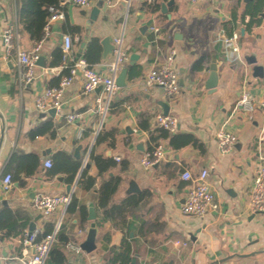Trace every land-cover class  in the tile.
<instances>
[{
  "label": "crops",
  "instance_id": "crops-1",
  "mask_svg": "<svg viewBox=\"0 0 264 264\" xmlns=\"http://www.w3.org/2000/svg\"><path fill=\"white\" fill-rule=\"evenodd\" d=\"M16 1L0 0V113L5 128L0 148V264H27L34 248L24 243L25 236L33 231L42 233L47 225L59 221V229L67 238L61 241L57 235L55 244L62 247L65 264H109L119 253L128 264H264V212H253L249 206L256 171L264 164V140H259L264 130V112L259 105L264 94V74L259 77L254 73L258 65L264 71V0L257 10L258 23L251 28L246 25L250 20L248 10L257 9L254 7L258 0H174L167 12L162 11L161 4L169 0H158L157 7L156 2L148 0H131L129 6L124 1L107 0V9L99 12L89 36L100 44L103 37H109L112 44L122 39L127 55L122 67L130 63L133 53L138 55L128 73L127 85L117 90L104 112L99 100L105 96L102 87L85 93L81 70L77 69L72 84L65 89L62 108L55 114L38 111L33 103L38 93L57 86L70 74L66 72L71 64L84 60L86 48L83 52L79 49L86 36L85 22L100 0H90L84 8L73 6L71 11L68 7L65 18L51 25L41 52L46 57V67L37 66L33 81L23 88L18 82L17 57H3L1 40L5 26L17 22L20 48L31 51L36 43L19 23ZM226 21L235 23L232 34L239 35V58L235 60L226 58L223 44L214 35L220 29L228 33ZM75 26L79 33L73 34ZM64 35L73 38L72 46L64 53L62 64L50 66L54 49H63ZM101 47L103 55L102 44ZM172 51L181 91L171 98L160 87L147 86L145 78ZM213 55L217 57L219 80L217 89L211 92L205 83ZM248 57L256 58V62L249 63ZM114 59L113 50L92 68L108 75ZM199 61L201 67L197 69ZM244 91L257 102L252 112L240 107ZM159 101L166 102L169 114L178 118L175 133L192 134L198 145L174 148L170 137H160L157 143L165 146V158L146 169L139 161L145 151L155 146L151 140L152 135H158L155 115L164 113ZM72 113L77 117L69 121L67 115ZM147 119L149 127H140L139 121ZM1 126L0 118V130ZM222 126L237 137L235 148L226 154L221 153L216 139ZM34 130L38 134L33 135ZM111 130H115L114 144L110 139L96 142L99 133L105 135ZM79 146L81 157L76 158L74 151ZM91 151L111 159L113 164L100 171L90 159ZM15 152L36 154L41 158L40 165L22 181L13 178L5 189L3 178L14 173L6 169ZM59 152L81 163L72 180L66 172L51 173V167L45 165L51 159L56 167H64L63 157L53 159ZM86 163L89 166L83 168ZM204 168L210 171L209 183L218 207L203 217L184 214L182 205L191 183L181 174L188 169L197 175ZM84 169L94 179L90 188L79 182ZM113 177L121 178L113 203L129 195H143L142 202L126 213L120 225L104 220L97 210L100 187ZM132 180L139 185V194L128 193ZM39 192L71 193L77 198L78 210L69 214L67 207H60L45 216L33 204ZM90 205L97 215V246L89 253L70 250L65 246L68 240L81 245L86 239L91 224ZM127 239L131 245L128 256L123 246ZM176 241H188V245H177Z\"/></svg>",
  "mask_w": 264,
  "mask_h": 264
},
{
  "label": "built area",
  "instance_id": "built-area-1",
  "mask_svg": "<svg viewBox=\"0 0 264 264\" xmlns=\"http://www.w3.org/2000/svg\"><path fill=\"white\" fill-rule=\"evenodd\" d=\"M124 1L127 6L130 5L131 0H116ZM154 3L158 0H148ZM207 0H191L192 3L204 2ZM90 4V0H60L58 4L52 5L49 8L50 16L44 27L43 37L36 41L31 51H25L20 48L19 45V25L17 22L8 23L3 29L2 33V49L3 57L9 59L13 54L17 57L18 62V82L20 86L33 81L37 68V61L41 56L42 45L45 39L50 34L51 25L60 19H64L66 16V10L69 6L87 7ZM158 30V28L156 29ZM218 42H221L224 47V53L227 59L235 60L239 58V47L237 44L238 33L228 34L224 29H220L214 32ZM64 53H68L72 46L73 38L70 35L63 36ZM115 59L110 65V73L104 75L97 72L90 67L84 60L77 62L71 69L70 74L64 76L60 83L54 87H47L43 91L37 94L34 105L38 111L45 112L46 110L56 109L60 111L63 104V96L65 89H67L73 82L76 70H81L83 78V91L85 93L93 92L97 87H102L104 91V98H99L103 105H101L102 111L106 112L113 95L119 89L116 83V77L122 67V64L126 61L127 55L123 47V40L117 39L114 44ZM175 51H172L165 61L158 63L155 67L150 69L145 78L147 86H157L162 89L167 97H176L181 91L180 78L178 70L174 63ZM240 107L246 112H252L257 107V102L252 98L248 91H244L239 101ZM259 105L264 112V94L261 96ZM77 117V114L67 115L69 121H73ZM155 123L158 128L166 129L169 132H176L179 125V120L176 116L164 113H156ZM217 143L221 153L231 152L237 143V137L234 133L227 130L222 126L216 134ZM259 140H264V130L259 135ZM166 149L161 143L155 144L153 148L145 151L141 157V165L144 168H151L158 164L165 158ZM47 167L52 166L51 159H47L45 162ZM182 179L189 181L191 186L188 190L185 201L182 205V212L184 214L196 217H203L207 209H215L218 205L215 202V195L210 187V171L207 168L202 169L197 175H193L190 170L185 169L181 174ZM13 181L11 173H7L3 178V185L5 189H8ZM72 199L71 193L52 194L39 192L33 199L34 206L45 216L52 214L60 207L66 208ZM250 209L253 212H264V164L260 165L256 171L254 184L249 200ZM60 221L55 225L52 232L47 234L41 240H37V232H29L25 238L24 243L26 245L33 246L34 253L29 259L27 264H45L49 252L55 242L57 241V233L59 230ZM177 245L187 246L188 241H176ZM66 248L79 252L82 251L80 244L68 240L65 244Z\"/></svg>",
  "mask_w": 264,
  "mask_h": 264
},
{
  "label": "trees",
  "instance_id": "trees-1",
  "mask_svg": "<svg viewBox=\"0 0 264 264\" xmlns=\"http://www.w3.org/2000/svg\"><path fill=\"white\" fill-rule=\"evenodd\" d=\"M60 0H17V8H18V16H19V23L22 26V29L25 30L29 36L38 41L40 40L44 35V27L47 22L48 17L50 16L49 8L52 5H56L59 3ZM261 4H263V0H258L256 6L254 8L257 9H251L248 10V14H250V20L246 23L247 28H251L253 24L258 23V20L256 19L257 10L261 8ZM157 7V1L156 4H154V7ZM230 24L231 26H229ZM224 26L227 29V32L232 34V31L235 27V23H229L224 22ZM79 33V29L77 26L74 27L73 34ZM51 61L50 66H55L63 63L64 58V52L63 49L58 46L54 49V51L51 54ZM85 62L92 67L94 64L99 63L102 58V47L100 42L97 39H92L83 54ZM74 67V64H71L69 68L67 69V74L70 73L71 69ZM201 67V61H199L196 65V68ZM140 127L148 128V119L147 120H140L139 121ZM50 127V126H49ZM158 135L151 136L152 142L157 144L158 139L160 137L167 138L170 137V143L171 146L174 148H179L182 146H186L189 144L192 145H198V140L189 133L184 134H176L175 132H169L166 129L157 128ZM33 135L38 134V131L34 130L32 131ZM104 139H110V144H114L115 141V130H111L109 132H106L105 135L102 133H99L97 136V143L102 142ZM152 148V147H151ZM63 157L65 162V166L58 168L54 163H52L50 172H66L69 176V179H73L74 176L77 174L81 163L79 160L74 159L71 157L70 154L66 152H59L56 155H54L53 159ZM40 159L36 154H19L14 153L12 156V159L6 169V172H11V170H14V173H12V177L15 179H18L22 181L23 176H30L34 174L39 165H40ZM90 159L96 162L97 167L100 171H105L113 164L112 160L109 158H102L99 155H95L93 151L90 153ZM121 178L119 177H113L109 178L108 180L104 181L100 187L99 193H98V208L97 210L101 213L100 216L104 220H112L117 225H120V223L125 219L126 213L130 211V209L138 206L142 200L143 195L135 196V195H129L125 199H123L120 203H113L112 198L115 192L117 191L120 183ZM79 182L83 185L85 188H90L93 185L94 179L90 175H88L87 171L84 169L80 175ZM77 205L78 201L77 198L72 196V199L70 203L67 206L66 212L69 214H73L77 212ZM55 224H49L46 226L44 232L39 233L37 232V240H41L44 238L47 234L52 232L54 229ZM130 229V228H129ZM58 238L61 241H64L67 237L63 233L61 229L58 230ZM127 244L123 242V246L125 247L127 256L131 252V245H130V239H127ZM66 255L62 249V247L59 244H54L51 248L48 258L45 262V264H65L66 263ZM122 264L127 263V260H124L120 258V253L115 258H112L109 261V264Z\"/></svg>",
  "mask_w": 264,
  "mask_h": 264
},
{
  "label": "water",
  "instance_id": "water-1",
  "mask_svg": "<svg viewBox=\"0 0 264 264\" xmlns=\"http://www.w3.org/2000/svg\"><path fill=\"white\" fill-rule=\"evenodd\" d=\"M248 1V0H246ZM174 0H169L168 2L166 3H162L161 4V8H162V11L163 12H167V7L173 3ZM107 6H108V2L107 0H100L94 7H92V9L90 10V12L88 13V18L85 22V28H86V36L84 37V41L81 43V48L79 49L80 52H83L85 50V48L87 47L88 43L93 39L89 36L90 34V28L91 26L93 25V23L96 21L97 17H98V14H100L99 12L103 9L104 12L105 10L107 9ZM73 8V6H69V11H71ZM101 44L103 46V59H105L108 54L114 50L115 48V45L111 43V40L109 37H103V39L101 40ZM219 47V44L216 45V48ZM138 58V55L136 53H133L130 57V63H128L126 66L122 67V69H120L117 77H116V83L118 85L119 88H125L126 85H127V76H128V73L129 71L131 70V68L133 67V65L135 64V60ZM247 61L249 63H255L256 62V58L252 57H248L247 58ZM37 65L38 66H41V67H46V57L43 56L41 54V56L39 57L38 61H37ZM210 74H209V77L205 83V87L206 89H209L211 92L212 91H215L217 89V86H218V80H219V76H218V73H217V57L216 55H213L212 57V63L210 65ZM254 73H255V76H259V77H262L263 74H264V71H263V67L258 65V66H255L254 67ZM159 105H161V107L163 108V112L164 114H169V105L164 102V101H159ZM49 113L50 114H55L56 113V109H50L49 110ZM0 118L2 120V126H1V130H0V148H1V145H2V142H3V138H4V120H3V116L2 114L0 113ZM80 149H81V146L77 147L74 151L75 153V157L76 158H80L81 157V154H80ZM140 150H143V148H141V146L139 147ZM89 166L88 163H86L84 167H87ZM71 190V185H68L67 187V191H70ZM141 192V189L139 187V185L134 181L132 180L130 182V186H129V189H128V193H137L139 194ZM210 209L208 208L207 209V212L209 211ZM96 218H97V215L95 213V210L93 208V205H90L89 207V215H88V220L91 221V224H90V228L88 230V233H87V236H86V239L81 243L80 247L82 250L86 251V252H92L95 248H96V234H97V226H96ZM240 256H246V255H240ZM27 262V259L26 261Z\"/></svg>",
  "mask_w": 264,
  "mask_h": 264
}]
</instances>
